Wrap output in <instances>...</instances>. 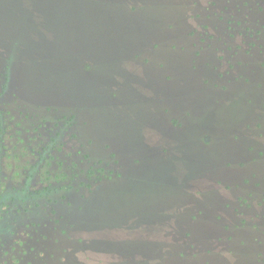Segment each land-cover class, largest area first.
<instances>
[{
	"label": "rangeland",
	"instance_id": "obj_1",
	"mask_svg": "<svg viewBox=\"0 0 264 264\" xmlns=\"http://www.w3.org/2000/svg\"><path fill=\"white\" fill-rule=\"evenodd\" d=\"M0 264H264V0H0Z\"/></svg>",
	"mask_w": 264,
	"mask_h": 264
}]
</instances>
